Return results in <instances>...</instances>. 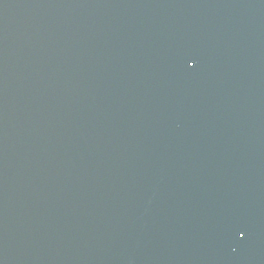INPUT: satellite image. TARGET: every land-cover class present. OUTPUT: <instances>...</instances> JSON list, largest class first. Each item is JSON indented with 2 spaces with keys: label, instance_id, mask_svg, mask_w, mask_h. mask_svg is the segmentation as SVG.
Instances as JSON below:
<instances>
[{
  "label": "water",
  "instance_id": "1",
  "mask_svg": "<svg viewBox=\"0 0 264 264\" xmlns=\"http://www.w3.org/2000/svg\"><path fill=\"white\" fill-rule=\"evenodd\" d=\"M0 264H264V0H0Z\"/></svg>",
  "mask_w": 264,
  "mask_h": 264
}]
</instances>
